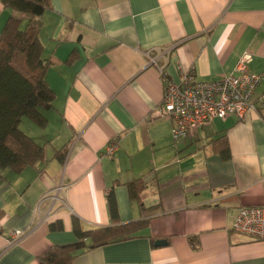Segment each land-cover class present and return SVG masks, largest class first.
<instances>
[{
	"label": "crops",
	"instance_id": "1",
	"mask_svg": "<svg viewBox=\"0 0 264 264\" xmlns=\"http://www.w3.org/2000/svg\"><path fill=\"white\" fill-rule=\"evenodd\" d=\"M9 17L29 20L0 2V32ZM41 40L56 99L43 111L45 128L26 116L20 123L45 159L2 172L0 264H39L52 246L75 242L73 216L86 228L111 225V201L121 223L140 219L131 199L138 179L153 207L148 226L73 264H264V242L231 229L241 207L264 203V0H50ZM245 53L262 75L258 110L174 142L171 121L156 114L165 90L159 67L173 79L183 70L210 81ZM222 136L229 159L213 147ZM115 139V154L103 155ZM57 220L62 231L51 230ZM15 230L23 231L17 241Z\"/></svg>",
	"mask_w": 264,
	"mask_h": 264
},
{
	"label": "trees",
	"instance_id": "2",
	"mask_svg": "<svg viewBox=\"0 0 264 264\" xmlns=\"http://www.w3.org/2000/svg\"><path fill=\"white\" fill-rule=\"evenodd\" d=\"M5 8L26 14L29 20L23 26L21 20L9 17L0 32V179L3 170L10 168L19 173L36 167L45 159V147L37 143L21 128L23 117L45 128L48 118L44 110L53 108L55 91L46 80L51 61L44 57L41 40L43 15L50 8V0H0ZM75 58L72 53L67 62ZM213 147L223 158L229 159L230 149L226 136L213 140ZM65 147L56 155L65 156ZM147 184L138 179L133 183L131 199L138 201L141 218L121 223L115 205L110 202L112 224L86 228L77 216L72 217V229L76 241L54 245L39 256V264H73L80 255L116 242L135 238L145 229L153 207H147L142 192ZM51 230L62 231V220L51 224ZM1 254V252H0Z\"/></svg>",
	"mask_w": 264,
	"mask_h": 264
},
{
	"label": "built area",
	"instance_id": "3",
	"mask_svg": "<svg viewBox=\"0 0 264 264\" xmlns=\"http://www.w3.org/2000/svg\"><path fill=\"white\" fill-rule=\"evenodd\" d=\"M152 61L157 63L156 59ZM251 61L252 54L245 53L234 71L210 81L197 80L192 72L183 70L179 79H173L159 67L165 90L156 114L171 121L174 142L187 138L214 119L234 116L243 121L258 110L261 99L257 91L262 75L249 70ZM117 149L118 139L112 140L104 149L103 155L112 157ZM231 229L252 240L264 242V203L241 207ZM22 235L21 230L10 233L15 241Z\"/></svg>",
	"mask_w": 264,
	"mask_h": 264
},
{
	"label": "water",
	"instance_id": "4",
	"mask_svg": "<svg viewBox=\"0 0 264 264\" xmlns=\"http://www.w3.org/2000/svg\"><path fill=\"white\" fill-rule=\"evenodd\" d=\"M167 243V241L166 240H164V239H160V240H157L156 241V245H164V244H166Z\"/></svg>",
	"mask_w": 264,
	"mask_h": 264
},
{
	"label": "rangeland",
	"instance_id": "5",
	"mask_svg": "<svg viewBox=\"0 0 264 264\" xmlns=\"http://www.w3.org/2000/svg\"><path fill=\"white\" fill-rule=\"evenodd\" d=\"M27 119H29V118H27ZM23 128L25 129L26 127H25V126H23Z\"/></svg>",
	"mask_w": 264,
	"mask_h": 264
}]
</instances>
